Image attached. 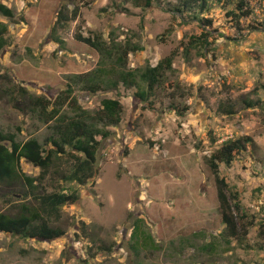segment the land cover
I'll list each match as a JSON object with an SVG mask.
<instances>
[{
    "label": "rangeland",
    "instance_id": "1",
    "mask_svg": "<svg viewBox=\"0 0 264 264\" xmlns=\"http://www.w3.org/2000/svg\"><path fill=\"white\" fill-rule=\"evenodd\" d=\"M185 1L0 0L14 12L12 20L0 15L7 26L0 129L20 142L36 138L46 146L51 133L31 99L53 100L68 75L97 67L99 53L77 35L141 47L128 54L129 69L172 57L146 102L122 84L96 93L74 85L78 103L90 111L104 98L118 99L121 121L100 142L92 180H60L72 163L58 159L38 191L63 187L78 195L50 218L64 235L45 241L0 232V264H264V0H241L251 14L239 20L228 13L240 0H208L203 12ZM61 8L69 15L78 9L64 27L56 23ZM201 33L207 43L195 46ZM246 137L251 142L231 166L219 164L235 218L247 227L230 238L208 160L223 141ZM20 167L39 175L25 160ZM23 202L37 206L31 196H6L0 185V212L14 216ZM136 225L152 246L134 241Z\"/></svg>",
    "mask_w": 264,
    "mask_h": 264
},
{
    "label": "trees",
    "instance_id": "2",
    "mask_svg": "<svg viewBox=\"0 0 264 264\" xmlns=\"http://www.w3.org/2000/svg\"><path fill=\"white\" fill-rule=\"evenodd\" d=\"M188 5L190 8L198 6L203 12L208 9V0H186L184 6ZM146 6H150L149 0H146ZM228 14L232 19L239 20L250 16L251 10L245 8V4L240 0L236 4L235 11H230ZM0 15L10 20L14 19L13 10L3 3H0ZM77 16V8H73L70 15L61 8L56 23L64 27ZM6 33L7 26L0 22V52L7 45ZM202 37L204 39H201ZM76 38L96 50L101 58L94 70L68 75L67 88L53 100L41 97L30 100L38 118L48 124L51 130L50 135L44 138L47 145L44 146L36 138L24 142L17 141L15 133H5L0 129V185L4 188V194L8 197L20 195L25 200L31 196L37 203L36 207H31L25 202L20 203L14 216L0 212V232L14 237L53 241L64 235L63 230L50 225V218L53 215L58 217L61 206L74 204L78 195L75 192H65L63 187L58 191L43 193L38 191L44 190L51 168L58 159L72 163L70 169L58 174L60 180L74 181L81 185L92 180L98 171L97 151L100 142L111 135L109 128L117 126L121 121L122 105L118 99L104 98L99 109L90 111L82 108L78 103L74 95V85H80L82 89L96 93L103 87L116 89L122 84L127 88H136V97L146 102L155 88L162 83L164 72L171 69V56L164 58L156 66L129 69L126 65L128 54L142 50L141 47L132 43L125 45L115 41L110 43L99 36L91 38L77 35ZM199 40L207 43L204 33L194 39L195 46L198 45ZM225 111L226 114L233 113L229 108ZM249 142L251 140L247 137L227 139L208 160L216 184L224 234L230 238L237 237L240 232L246 234L247 227L243 222L238 223L235 218L227 196L228 185L219 175V164L231 166L235 156L243 151ZM21 160L39 168V175L32 177L24 173L20 167ZM7 203L11 202L7 201ZM234 206L239 209L236 203ZM143 233L136 225L132 238L140 245L152 246L149 237Z\"/></svg>",
    "mask_w": 264,
    "mask_h": 264
}]
</instances>
